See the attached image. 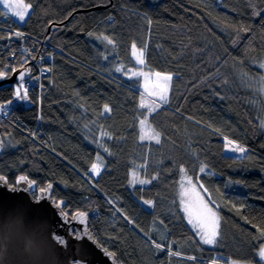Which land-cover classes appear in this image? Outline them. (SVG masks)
<instances>
[{
    "label": "trees",
    "instance_id": "16d2710c",
    "mask_svg": "<svg viewBox=\"0 0 264 264\" xmlns=\"http://www.w3.org/2000/svg\"><path fill=\"white\" fill-rule=\"evenodd\" d=\"M24 1L23 22L0 2V71L25 67L32 100L0 90V177H27L35 195L51 185L120 264H264V122L252 103L264 99V0ZM133 42L146 46L142 66ZM129 70L172 74L168 102L141 108ZM142 119L159 144L140 140ZM225 137L245 153L226 152ZM97 155L106 167L91 175ZM181 167L218 213L213 244L180 210ZM133 171L150 183L130 184Z\"/></svg>",
    "mask_w": 264,
    "mask_h": 264
},
{
    "label": "water",
    "instance_id": "95a60500",
    "mask_svg": "<svg viewBox=\"0 0 264 264\" xmlns=\"http://www.w3.org/2000/svg\"><path fill=\"white\" fill-rule=\"evenodd\" d=\"M21 72L26 79L25 67L0 78V90L20 83ZM2 146L0 125V153ZM29 183L0 181V264H120L92 236L84 212L67 213L48 187L34 195Z\"/></svg>",
    "mask_w": 264,
    "mask_h": 264
},
{
    "label": "snow or ice",
    "instance_id": "6c2138e0",
    "mask_svg": "<svg viewBox=\"0 0 264 264\" xmlns=\"http://www.w3.org/2000/svg\"><path fill=\"white\" fill-rule=\"evenodd\" d=\"M3 7L7 9L12 16L17 17L19 21H25L26 15H30L28 9L30 5L23 3V0H13L12 3H9L8 0H3ZM19 35V34H17ZM98 39H102L107 41L108 44H113V41L107 37L102 36L98 37ZM145 52L146 46L144 49H140L137 47L135 42L131 45V54L133 59L135 60L136 65H144L145 64ZM107 59V57H105ZM261 67H264V64H261ZM11 71H15L12 69ZM116 72H121V67H117L115 69ZM131 77H142L144 79L143 83V93L141 94V108H146L148 113H153L159 107L156 103L157 100L166 104L168 102V91L173 79L172 74H165L161 72H152V73H145L142 70L138 71H131ZM24 73H20V78L23 80ZM0 78H5L4 71H0ZM15 97L20 100H27V90L24 88L23 83L19 84V86L15 90ZM155 98L152 100H147V98ZM147 101V102H146ZM110 111L108 105L104 106V113L102 115L108 113ZM141 129H140V140H154L157 144L160 143L161 134L157 132L152 126L148 123L147 119H142L140 121ZM224 145L226 149L232 151H239L244 152L245 150L238 145H235L234 141L229 140L227 137L224 138ZM98 147H103L97 141ZM105 152L108 151L107 148L104 149ZM106 167L103 163V158L100 155H97V160L91 165L89 170L91 175H98L101 171V168ZM180 172L182 174V183H181V203L184 205V212L188 217V222L193 224L195 228L199 229L198 234L200 235V239L204 244H213L216 241V237L218 235V217L216 213L206 204L203 198L199 195L198 191L196 190L195 186L192 184V178L188 177L185 169L183 167L180 168ZM200 172H205V166L201 165ZM130 184H141L147 185L150 183L149 180H142L139 178L138 174L133 171L130 173ZM153 180L157 179V177H153ZM27 177H19L17 180V184L22 181H26ZM0 181H4L6 183L5 177H0ZM29 187H34V182L29 183ZM51 189V185L48 186ZM200 188H203V185H200ZM44 190L42 189V192ZM195 197L197 203V212L195 213V218H193V212L191 210V198ZM187 198V201L185 200ZM65 202H60V206L63 207ZM144 204L151 206L152 201L145 200ZM83 221V217L85 216L84 213L78 214ZM264 235V233H262ZM156 247L159 248L160 245L156 244ZM106 251V250H105ZM109 256H112V253H107ZM262 257H264V248H261L260 253Z\"/></svg>",
    "mask_w": 264,
    "mask_h": 264
},
{
    "label": "rangeland",
    "instance_id": "374dc122",
    "mask_svg": "<svg viewBox=\"0 0 264 264\" xmlns=\"http://www.w3.org/2000/svg\"><path fill=\"white\" fill-rule=\"evenodd\" d=\"M0 2L1 3H3V0H0ZM8 2L9 3H12L13 2V0H8ZM23 3H25V4H27L24 0H23ZM26 18V17H25ZM16 19L19 21V19L16 17ZM21 22V21H20ZM261 70H262V74H261V76L263 75V78H264V67H261ZM142 71H144L145 73H152L153 71H146V70H142ZM6 76H8L9 74H5ZM142 78V77H141ZM23 81V80H22ZM22 81L20 82V83H15V84H13L14 85V93H15V90H16V88L19 86V84H21L22 83ZM172 82V81H171ZM143 83H144V79L142 78L141 79V83H140V90H141V93H143V91H144V89H143ZM170 86H171V84H170ZM25 89H26V87H24ZM27 90V89H26ZM169 91H170V87H169ZM169 91H168V95H169ZM262 93H264V87H263V89H262ZM261 95V94H260ZM27 100H20V99H17L16 97H15V94H14V96H13V99L10 101L11 103H24L26 106L27 105H30L31 103H32V100H31V98L29 97V95H28V92H27ZM263 98V97H262ZM152 99H155V98H147V100H152ZM252 100H253V98H252ZM147 102V101H146ZM157 102H160L159 100H157L156 101V103ZM264 99L262 100L261 99V101H254V102H252L255 106H257L258 107V110H259V113H260V117H261V120L264 122ZM2 110V107H1V105H0V111ZM4 146H6V144H4ZM226 152H230V150L229 149H224ZM231 152H233V151H231ZM237 155H242L243 154V152H239V151H234ZM244 153H245V151H244ZM186 172V171H185ZM187 174V173H186ZM187 176H188V174H187ZM188 177H190V176H188ZM181 183H182V174H181V172H180V174H179V189H180V195H181ZM192 184L195 186V188H196V190L198 191V193H199V195L203 198V200H204V202L206 203V204H208V206L216 213V215H217V217H218V226H219V216H218V213L215 211V209L211 206V204L209 203V200H208V198H207V196L205 195V192H203V189L202 188H199L198 186H197V184H195L194 183V181L192 180ZM185 200L187 201V198H185ZM197 201H196V199H195V197H192L191 198V210H192V212H193V218H195V213L197 212ZM180 210L182 211V213H183V215H184V218H185V220H186V222H187V224L190 226V228L194 231V233L196 234V236L198 237V240H200L201 241V239H200V235L198 234V232H199V229L198 228H195L194 226H193V224H190L189 222H188V217L186 216V214H185V212H184V205L181 203V200H180ZM202 242V241H201ZM203 243V242H202ZM204 244V243H203ZM205 245H210V244H205ZM261 248H264V243H262L261 245H260V247H259V249H258V251H257V257H258V259H260L261 261H263L264 262V257H262L259 253H260V250H261ZM212 264H218V263H212ZM232 264V263H231ZM233 264H236V263H233Z\"/></svg>",
    "mask_w": 264,
    "mask_h": 264
},
{
    "label": "built area",
    "instance_id": "2783aa9c",
    "mask_svg": "<svg viewBox=\"0 0 264 264\" xmlns=\"http://www.w3.org/2000/svg\"><path fill=\"white\" fill-rule=\"evenodd\" d=\"M25 84H27V82H26ZM9 110H10V109L8 108V111H6V112H2V111H1V112H0V119H2V118L5 119V118L7 117V113L9 112Z\"/></svg>",
    "mask_w": 264,
    "mask_h": 264
},
{
    "label": "crops",
    "instance_id": "0c3cea01",
    "mask_svg": "<svg viewBox=\"0 0 264 264\" xmlns=\"http://www.w3.org/2000/svg\"><path fill=\"white\" fill-rule=\"evenodd\" d=\"M3 5V3H1ZM7 10V9H6ZM29 11V10H28ZM12 15V14H11ZM14 17V16H13Z\"/></svg>",
    "mask_w": 264,
    "mask_h": 264
},
{
    "label": "flooded vegetation",
    "instance_id": "af4514ba",
    "mask_svg": "<svg viewBox=\"0 0 264 264\" xmlns=\"http://www.w3.org/2000/svg\"><path fill=\"white\" fill-rule=\"evenodd\" d=\"M35 195V194H34Z\"/></svg>",
    "mask_w": 264,
    "mask_h": 264
}]
</instances>
